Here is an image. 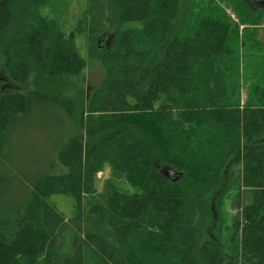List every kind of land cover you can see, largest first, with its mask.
<instances>
[{"label": "trees", "instance_id": "trees-1", "mask_svg": "<svg viewBox=\"0 0 264 264\" xmlns=\"http://www.w3.org/2000/svg\"><path fill=\"white\" fill-rule=\"evenodd\" d=\"M136 1V15L125 22H139L142 28H118L109 35L105 31L107 0H88L87 12L73 32L87 34L89 39L101 36L102 44L91 47L90 53L100 61L104 75L77 102L65 93V87H51L70 76L79 77L86 59L73 35L41 12L49 1L0 0V63L4 66L0 68L21 82L33 73L36 85L14 91L0 103V140L14 133V122L21 118L32 124L41 117L45 124L46 112L52 120L58 113L67 120V129L54 128L61 144L47 157L50 164L39 169L30 166L31 173L21 178L27 182L28 197L13 202L4 220L0 264H10L12 252L34 246L35 238L44 243L45 259L54 260L68 223L60 209L43 200V233L37 237L22 228L15 232L9 224L36 193L44 197L70 194L76 200L78 220L83 194L98 195L89 202L91 213L109 219L124 242L136 230L153 227L172 230L200 225L208 234L205 261L193 258L194 240L179 245L166 234L163 238L169 242L159 247L167 248L170 255L152 264H224L225 245L213 231L223 225L222 212L229 199L238 210L228 228L231 240L239 244L238 264H264V41L250 27L258 20L246 0H223L242 21L235 24L237 30L216 0ZM192 16L199 22L187 23V33L173 23L177 17ZM241 24L249 27L241 31ZM151 29L160 30L161 35L155 37ZM67 149L77 153L79 162L83 159V166L76 168L71 157L75 163L60 176L62 187L55 189L52 171ZM101 157L114 176L134 183L137 192H124L110 181L98 193L94 181L103 169L98 165ZM67 162L71 164L69 158ZM0 163L4 186H13L12 170L1 159ZM168 169L176 173L168 176ZM245 188L253 190L249 204L242 202ZM84 220L89 222L87 217ZM99 227L89 232L88 236L94 235L89 242L83 240L71 256L54 264H86L87 245L98 250L102 264H136L101 240ZM23 231L28 239H19ZM8 239L14 244L6 245Z\"/></svg>", "mask_w": 264, "mask_h": 264}, {"label": "rangeland", "instance_id": "rangeland-1", "mask_svg": "<svg viewBox=\"0 0 264 264\" xmlns=\"http://www.w3.org/2000/svg\"><path fill=\"white\" fill-rule=\"evenodd\" d=\"M47 4L41 8V12L51 17L58 27L66 33L72 34L74 41L83 56L86 59V67L83 69L79 77L70 76L61 82L51 84L52 90H60L65 87L67 95L77 98V102L80 101L82 94L87 87L92 88L100 82L104 75V70L101 66L100 61L91 55V47H96L97 44H102L101 36H93L91 39L87 38V34L73 32L78 20L84 18L88 8V0H48ZM219 5L226 9L231 16L232 28L237 30L236 25L238 22H242L238 18L237 12L233 11L232 7L226 4V1L216 0ZM244 1V0H243ZM248 5L252 9V15L258 20L257 25L250 26L257 29V36L260 41H264V0H246ZM235 5V4H234ZM236 6V5H235ZM107 22L105 31L108 34H113L118 28L123 30L124 28L129 29H141L142 24L135 21L125 22L127 19L136 15L137 1L136 0H107ZM180 9V5L178 11ZM193 17V18H192ZM186 20L178 19L173 23L178 25L179 30L182 33H187L189 26L187 23L199 22L197 16H192ZM234 26V27H233ZM249 27L248 25L241 24V31ZM155 37L161 35V31L158 29H151ZM0 67L4 68L2 63ZM0 68V103L8 101L9 97L13 96L14 91H26L28 89L36 88L34 82V74H29L24 82L17 81L11 76H8V72L1 70ZM8 74V75H7ZM243 98L246 96V92H243ZM7 97V99H6ZM85 97V96H84ZM162 98V102L164 101ZM200 107V106H197ZM47 109V108H46ZM23 114L20 116L22 117ZM46 122L43 124V120L39 117L34 123L30 124L29 119L21 118L14 122L15 126L11 131L14 133H8L7 137L4 135L0 140V159L9 166L13 173V186H4L3 175L0 173V234L5 233V228H2L6 217L10 216V207L13 202L18 200H24L28 197L27 185L21 178L25 179L27 173L30 172V166L36 167V169L44 168L50 164L47 159L53 153V148L56 144L60 145L61 140H56L58 135L57 130L54 129L62 126V129H67L66 117H63L61 113H58L57 119H50L46 112L44 113ZM53 124V126L51 125ZM60 143V144H59ZM77 153L65 150L61 158L58 160L56 168L52 171L54 175V181H52L53 188L57 189L62 187L61 175L68 174L71 171V166L76 162V168L83 166V159L79 162L76 158ZM71 157L74 161H71ZM70 160L71 164L67 162ZM220 159L219 156H214V160ZM89 161L86 162L89 165ZM1 164V163H0ZM41 164V166H40ZM46 164V165H45ZM98 165L103 168L96 175L94 186L98 193L102 192L106 184L110 181H114L118 184L122 191L128 193L137 192V187L134 183H129L125 178H117L114 176L111 167L107 162L103 161V157L99 158ZM2 168V167H1ZM33 169V168H32ZM31 169V170H32ZM236 171L238 168H232ZM77 170V169H76ZM164 171L166 169H163ZM16 176H15V174ZM9 175V172H7ZM21 174L22 176H19ZM121 176L120 173H117ZM182 175V173H180ZM133 176V174H131ZM8 184V183H6ZM5 184V185H6ZM40 185V182L37 183ZM8 186V185H7ZM46 184L43 185L45 187ZM51 187V186H50ZM9 190L8 195L4 196V192ZM49 189V188H46ZM242 202L249 204L253 200V190L245 188L242 191ZM32 195V193H31ZM98 195L83 194V205H82V218L80 220L75 218V204L76 200L67 193L49 194L44 197L40 193H36L31 197V201L26 204L17 219L13 218L9 223L11 228L16 232L20 229H26L32 234V237L43 233L41 229V212L43 211V200L50 201V203L60 209L68 219V223L64 230L61 232L60 242L58 248L53 254L54 260L47 261L44 256V243L35 238V245L32 247H21L16 251H13L10 260V264H54L61 262L67 256H71L77 245L83 240L92 239L89 232L96 229V225H99L101 233H97L101 240H104L108 245L113 244L119 250H122L121 256H125L130 259L133 263L143 264L157 262L163 260L166 256H169V250L165 247H159L164 241L166 244L169 242L168 239L163 238L164 235H172L174 242H178L179 245L183 241L191 239L195 241V251L192 253L193 258L203 262L208 259V255L205 254L204 244L209 241L208 234L205 229L198 225L192 229L186 227H178L177 229H168L153 227L150 230L141 232L136 230L134 234L130 236L127 242H124L122 236L119 237L116 230L111 226L112 222L109 219H100L95 214H92L90 209V200L96 198ZM238 214L237 208L232 206V201L227 199L225 201V209L222 212L224 223L214 230L213 236L219 237L221 243L225 245L223 253L226 256L224 264H238L240 257L237 254L239 244L236 241L231 240V227L232 219ZM89 219V222L85 221V218ZM116 216L113 214V223L116 222ZM27 224V226H26ZM8 226V227H10ZM7 228V227H6ZM19 232V239H28L27 232ZM153 232L154 234H148ZM42 239V235H40ZM9 243L6 245H13L14 242L8 239ZM89 242V241H88ZM24 245V244H23ZM30 245V244H29ZM208 251L212 250V246L209 245ZM183 253V250H178ZM174 255V253H173ZM86 264H102L101 256L98 250L90 245L86 247Z\"/></svg>", "mask_w": 264, "mask_h": 264}, {"label": "water", "instance_id": "water-1", "mask_svg": "<svg viewBox=\"0 0 264 264\" xmlns=\"http://www.w3.org/2000/svg\"><path fill=\"white\" fill-rule=\"evenodd\" d=\"M165 173L166 175L171 176V174H175L176 172L172 169H168ZM178 178H179V175L175 177V179H178Z\"/></svg>", "mask_w": 264, "mask_h": 264}, {"label": "flooded vegetation", "instance_id": "flooded-vegetation-1", "mask_svg": "<svg viewBox=\"0 0 264 264\" xmlns=\"http://www.w3.org/2000/svg\"><path fill=\"white\" fill-rule=\"evenodd\" d=\"M264 2V1H263Z\"/></svg>", "mask_w": 264, "mask_h": 264}]
</instances>
